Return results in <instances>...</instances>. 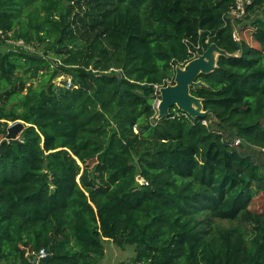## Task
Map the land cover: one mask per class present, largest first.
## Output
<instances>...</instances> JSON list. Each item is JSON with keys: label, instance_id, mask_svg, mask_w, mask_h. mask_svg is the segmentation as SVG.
<instances>
[{"label": "trees", "instance_id": "1", "mask_svg": "<svg viewBox=\"0 0 264 264\" xmlns=\"http://www.w3.org/2000/svg\"><path fill=\"white\" fill-rule=\"evenodd\" d=\"M234 6L0 0V264H35L42 248L39 264H98L106 241L133 245L132 264H264V171L234 147L264 149V0L236 23ZM211 43L228 55L191 88L210 112L158 118L155 85ZM9 120L22 142H2ZM94 161L106 186L77 181Z\"/></svg>", "mask_w": 264, "mask_h": 264}, {"label": "water", "instance_id": "2", "mask_svg": "<svg viewBox=\"0 0 264 264\" xmlns=\"http://www.w3.org/2000/svg\"><path fill=\"white\" fill-rule=\"evenodd\" d=\"M237 46L241 47L239 41H237ZM216 52L219 55H228L216 43H211L207 49L188 61L183 67H176L175 83L160 88L161 98L158 104V118L168 115L170 108L173 106H177L192 117L206 115L210 112L203 109L202 99L192 94L191 88L204 84L201 80H198L201 73L211 72L217 67L218 57L215 58ZM23 125V122L19 121L13 126H9L8 134L2 139V142L10 139L16 140L17 143L22 142L17 138V134L22 130ZM47 258L48 255L41 258V260Z\"/></svg>", "mask_w": 264, "mask_h": 264}, {"label": "rangeland", "instance_id": "3", "mask_svg": "<svg viewBox=\"0 0 264 264\" xmlns=\"http://www.w3.org/2000/svg\"><path fill=\"white\" fill-rule=\"evenodd\" d=\"M256 16H264V8H260L256 10L255 12ZM210 46V45H209ZM31 50H40L39 46H36L35 48L33 47ZM219 55L218 52L215 53V58H217ZM181 67V66H178ZM183 67V66H182ZM58 77L62 79L63 78H70L67 76L63 75H58L53 79V82L57 84L58 86L62 87L61 84L58 83ZM40 77H37L36 79H33L34 85H37L39 82ZM26 90H24L25 92ZM159 99H156L155 101V106L158 108L159 104ZM19 121H13L9 120L8 125L11 127L14 124H16ZM24 124V123H23ZM24 126V125H23ZM214 128L218 129L216 126ZM23 129V128H22ZM219 130V129H218ZM21 131L18 132L17 138L21 139ZM226 135L230 138L231 141L234 140L236 137L235 135V129L232 127H228L225 130ZM237 150L240 151L241 154L243 155H249L252 157L253 160H255L257 163L260 164L262 167V170L264 171V149L255 147L252 145H249L245 143L244 141L240 143L237 146H234ZM82 166V171L81 174L78 175L77 181H80L81 179L88 181L92 180V182L96 183L97 185H103L106 186L104 176H105V168L103 166H97L95 161L90 162L89 165H83ZM253 206L255 208H264V194H260L253 203ZM216 223H218L220 226L223 227H229L232 223L227 220H215ZM135 256V250L134 246L131 244H123V245H118L113 243L112 241H106L105 242V254L104 256L99 260L98 264H132L133 259Z\"/></svg>", "mask_w": 264, "mask_h": 264}, {"label": "built area", "instance_id": "4", "mask_svg": "<svg viewBox=\"0 0 264 264\" xmlns=\"http://www.w3.org/2000/svg\"><path fill=\"white\" fill-rule=\"evenodd\" d=\"M252 2H253V0H235V6L232 8L231 13H230L231 20L236 23V21L238 19L243 18L247 14V8L252 4ZM237 26H238V24H235L234 31H233L235 38H237V35H238V27ZM4 39H5V34H4L3 30L0 29V43L4 42ZM7 41L10 42V44H14V45H23L24 44V42L22 40L7 39ZM25 47L27 48V45ZM198 54L199 53L194 54L193 58L197 57ZM57 62H60V61H57ZM58 83L61 84L62 86H66V87H73L74 86L71 78H63L62 77V79H61L60 77H58ZM155 87H156L157 91L160 92V88L163 86L156 84ZM203 122L205 124H208L207 120H204ZM239 141H240L239 139L236 140L237 143ZM45 256H47V251L44 248L40 249V251L38 253V258H37L35 264H39V261L41 260V258H43Z\"/></svg>", "mask_w": 264, "mask_h": 264}]
</instances>
